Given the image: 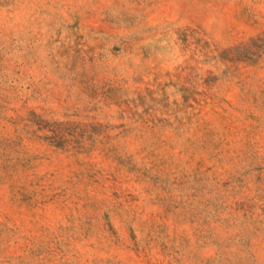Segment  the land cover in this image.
<instances>
[{
	"label": "rangeland",
	"instance_id": "obj_1",
	"mask_svg": "<svg viewBox=\"0 0 264 264\" xmlns=\"http://www.w3.org/2000/svg\"><path fill=\"white\" fill-rule=\"evenodd\" d=\"M0 264H264V0H0Z\"/></svg>",
	"mask_w": 264,
	"mask_h": 264
}]
</instances>
